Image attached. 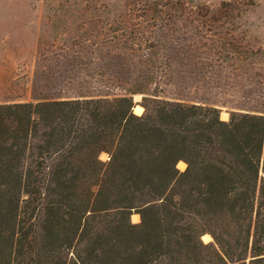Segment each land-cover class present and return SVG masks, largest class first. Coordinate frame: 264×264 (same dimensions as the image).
Masks as SVG:
<instances>
[{
	"label": "trees",
	"instance_id": "16d2710c",
	"mask_svg": "<svg viewBox=\"0 0 264 264\" xmlns=\"http://www.w3.org/2000/svg\"><path fill=\"white\" fill-rule=\"evenodd\" d=\"M234 4L192 30L193 0H126L87 39L126 93L0 103V264H264V112L142 91L239 58Z\"/></svg>",
	"mask_w": 264,
	"mask_h": 264
},
{
	"label": "rangeland",
	"instance_id": "374dc122",
	"mask_svg": "<svg viewBox=\"0 0 264 264\" xmlns=\"http://www.w3.org/2000/svg\"><path fill=\"white\" fill-rule=\"evenodd\" d=\"M125 1L0 0V103L77 91L126 93L130 87L123 82L124 89L101 86L100 81L105 79L101 76L102 63L108 57L104 53L90 54L91 42L87 40L94 34L102 35V40L127 23L130 18L125 15ZM222 2L235 3L238 8L233 13L240 11L233 24L221 21L223 25L217 29L233 34L241 49L239 58L234 54L232 59H223L202 76L170 83L161 77L142 86V91L218 106L223 119L228 118V109L264 112V0H193L196 6L206 7L202 9L205 16L192 13L186 23L189 29H204L202 21L209 23V19L217 18L214 11ZM140 96L134 94V101ZM100 157L105 160L107 154L103 152Z\"/></svg>",
	"mask_w": 264,
	"mask_h": 264
}]
</instances>
